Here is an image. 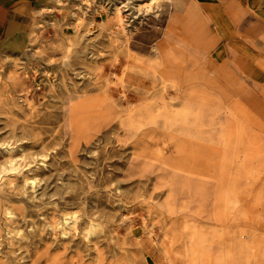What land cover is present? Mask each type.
I'll return each mask as SVG.
<instances>
[{
	"label": "rangeland",
	"instance_id": "obj_1",
	"mask_svg": "<svg viewBox=\"0 0 264 264\" xmlns=\"http://www.w3.org/2000/svg\"><path fill=\"white\" fill-rule=\"evenodd\" d=\"M208 31L191 0L36 11L0 52V264H264V36L247 73Z\"/></svg>",
	"mask_w": 264,
	"mask_h": 264
},
{
	"label": "crops",
	"instance_id": "obj_2",
	"mask_svg": "<svg viewBox=\"0 0 264 264\" xmlns=\"http://www.w3.org/2000/svg\"><path fill=\"white\" fill-rule=\"evenodd\" d=\"M49 0H0V52L21 50L26 46L28 33L34 23L36 11ZM168 1V0H167ZM176 1V3H175ZM205 18L209 33L214 37V53L238 62L253 72L250 62L255 57L251 44L262 42L264 36V0H191ZM178 6L181 0H169ZM201 30L203 23L188 14ZM180 22L176 11L170 13L168 25ZM22 46V47H23ZM23 47V48H24ZM243 60H245L243 62Z\"/></svg>",
	"mask_w": 264,
	"mask_h": 264
},
{
	"label": "bare ground",
	"instance_id": "obj_3",
	"mask_svg": "<svg viewBox=\"0 0 264 264\" xmlns=\"http://www.w3.org/2000/svg\"><path fill=\"white\" fill-rule=\"evenodd\" d=\"M168 1H169V0H168ZM175 3H176V1H175ZM117 12H118V11H117ZM114 19H116V21H117V18H114ZM118 23H119V22H116L115 24H116V25H118ZM167 25H168V24H167ZM185 25H186V26H188V24H187V23H185ZM185 25H184V26H185ZM168 30H169V32H168V33L170 34V32H171V30H172V27H171V26H169V25H168ZM21 48H23V47H21Z\"/></svg>",
	"mask_w": 264,
	"mask_h": 264
}]
</instances>
